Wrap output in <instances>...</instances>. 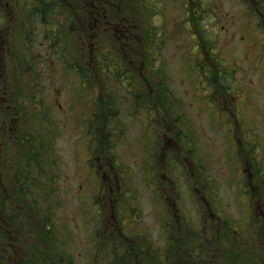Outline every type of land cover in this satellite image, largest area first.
I'll list each match as a JSON object with an SVG mask.
<instances>
[{"label": "rangeland", "instance_id": "1", "mask_svg": "<svg viewBox=\"0 0 264 264\" xmlns=\"http://www.w3.org/2000/svg\"><path fill=\"white\" fill-rule=\"evenodd\" d=\"M252 1L253 0H201V6L203 5V8L198 13V16L202 21L199 18L196 20L195 14L197 12H195L192 18L194 24L190 23L189 26L187 20L182 19V8H179V2L177 0H171V2L168 0V3L170 2L171 5L170 7L168 4V16H164L166 10H163L161 17L154 19L153 24L155 25L151 24V26H154L152 29H158L159 35L154 37L155 33L148 31L147 39L149 40L148 46L150 50L147 52L151 54L150 58L154 59L151 65L156 66L155 68L159 75H161L154 85L157 84V81L163 82V80H165L162 75L166 77V84L170 92L165 106L170 107L174 102L180 104V112L183 120L185 119L184 122H181L183 134L182 139L179 141V145L188 146L194 133L196 134L198 140L194 144V153L202 159L200 164L205 166V168L203 166L201 175H206L212 180H214L215 174L217 176L219 175L218 168L223 167L224 162L222 160H224L226 151L223 147V139L217 135L216 132L210 135V133L204 129L216 126V123L209 119L211 107L208 99L205 97L204 91L208 92L209 89L213 91L216 89L209 88L211 84L207 86L204 82V78L200 80L201 71L198 66H208L215 75H217V67L212 63L214 59L208 61L205 57L201 43L204 46L214 44L215 52L218 55V50L222 51L224 54H229L227 61L225 55V58L222 57L224 67L220 61L221 59H219V66L223 67L221 69L224 72L226 71L228 75L248 74L247 67L243 65L240 57L246 53V50L249 52L252 61L258 56V52L252 47V44L256 42L257 39L251 32V28L257 26L258 22L264 26V18L258 21L248 9L249 6L252 8L255 7L256 3ZM166 8L167 5H165V9ZM186 17L185 14V18ZM12 26L13 24H10V27ZM204 38L208 44H204ZM42 39L41 33H34L33 40L35 44L30 45L33 61H35L33 62L34 68H36V66L39 67L40 53L43 54V52L48 49L40 45L43 43ZM158 39L164 42L159 46L161 50L157 51L153 49V44H156ZM230 40L232 41L231 43L229 42ZM10 41V39L6 40L5 35H2V33L0 34V51L3 53L4 49H14L17 55L15 58L9 60L11 62H7L6 82L9 86H12L14 68L10 64L23 59L22 55L24 54V58H27L26 54L29 55L31 52H28L27 46L23 47V50L21 45H16V47L20 49L19 51L16 49L14 42L12 41L13 43H10ZM195 42L199 43L198 50L195 49L197 47ZM32 46L34 49H32ZM83 48H85L84 45H81V49ZM156 60H158V62H156ZM240 60L241 65L244 67L243 70L229 72L225 70L227 63L231 64V62H238L240 65ZM0 62L2 64L4 63V59L1 56ZM82 64H88V68L92 71V63H89L86 58ZM57 70L60 72L58 73ZM69 70L66 68L63 75H66ZM51 72L52 77L46 75L47 89H45L43 98L51 109L48 117L57 121V135L53 139L52 146L55 156L60 159L59 162L56 163L55 186L52 185L51 187L57 188L58 207L51 211L54 215V223L60 222L61 220L63 227H61L60 223L54 226L52 234L58 243L63 240V244L62 246H60V244L54 246L56 254H61L63 251L70 258L72 264H142L141 258L144 260V264H199L198 261L194 259L195 249L193 246L195 244H197L198 247L200 246V243L204 240V237L200 235L203 231L200 230L198 235H194L184 223V221L188 219V225L192 226L194 223L192 221L193 214H198V210L196 208L191 209L192 214L190 216L189 211H187L185 215L180 213V211H175L179 210L181 205L178 204L171 190V178H176L177 176L181 180V187H185L187 197L190 198L188 187L192 186V181H196L197 179L193 176L191 177L193 173V164L188 160V148L186 147L185 149L187 150L183 153L179 146L177 147L175 143L177 141L173 139L176 130L172 127L176 128V120H174L175 124H172V127L169 124V120L170 118H175V116H173L174 113L170 111L168 115H166L165 113L153 111V118L150 117V120H148V118H146L147 116L144 114V129H142L144 134L141 129L125 131V127H123L119 129L123 136V140L118 141V135L114 138L113 136L111 137L113 143V146L110 148L112 150L111 155L113 159H118V162L114 163V169L116 174L122 179H124L126 174L132 177V181L128 184V187L130 186L131 189L124 190V188L128 189L124 187L122 190L126 192L125 194L128 202L138 209L124 210L121 205H110L108 200H114V198L106 194L104 196L107 202L106 207H102L101 205V200H103L104 197H99V199H97L100 201L101 206H96L92 203L94 199L90 194V185L83 182L86 176V170L83 164H81L88 153V142L83 141V139H89V133L85 131L84 134L81 135L83 139L78 140L76 143H73L75 140H70L71 136H63L60 131V127L63 125L61 112L67 109L69 97L76 98V103H78L81 108L89 107L94 98L100 97L98 91L104 95V91H109L110 84L102 81L100 82L101 86L97 88L98 84L94 82V80L86 82L84 81L85 79L82 80L80 78V81H78L73 71H69L70 74L68 73L65 77H62L61 67L58 64H54L52 70H49V75ZM100 74L104 73L101 72ZM249 75L255 76V85L259 86L257 90L264 87V70L249 71ZM87 76L92 77L91 74ZM251 76L250 78L247 77L244 79L243 83H239L238 85L243 86L245 90L248 91L246 82L252 79ZM196 78L198 85L202 82L200 86H204V91L202 87L199 86L201 97L197 101L192 98L196 89L197 83L194 80ZM149 79L153 82L155 81L153 77ZM51 81L55 83V87L59 91L57 96L61 108L58 107V105L56 106L53 101H51L53 105L49 104V84ZM217 85V83H213V86L216 87ZM228 85L231 86V83ZM78 86L81 87L76 88ZM74 89L77 90L75 91ZM72 94L74 96H72ZM247 95L251 96V92H247ZM153 96L156 98L157 93L154 92ZM221 96L226 95L221 94ZM198 107H201V112L206 119V127L204 120H201L203 116L200 110L197 109ZM183 108L185 110H191L192 112H184ZM157 111L164 112L161 110ZM261 114L264 118L263 111H261ZM103 116L104 114H100V118ZM43 117L47 120L46 115ZM121 117L124 121L129 119L127 115H122ZM33 118H35V116ZM189 118L195 120L194 128ZM94 120L98 123L100 121L99 118H95ZM113 120L115 121V119ZM29 121H31V119H29ZM31 126H33V132L30 135L31 143L34 146L39 145L38 160H40L42 155L41 150H43L45 145L51 142L56 132V125L49 120H47V124L43 125L38 117L32 121ZM257 130H259V128H257ZM165 138L170 140L173 139L174 142L172 141L171 145H169ZM209 138L211 140H209ZM115 139H117V143H115ZM106 149H109L108 142L106 143ZM169 158L172 160H168ZM229 165H232V160H230ZM147 167H149V170L146 173L145 170ZM52 174H55L53 170L49 172V175ZM38 180L40 181L41 178ZM65 186H84L85 189L82 191L75 189L64 190ZM119 193L120 191H118V194ZM115 194H117V192ZM219 195L224 203H227L228 198L232 197L226 188L219 189ZM35 196L40 197L41 194L36 192ZM182 197L178 199V201L185 203V199ZM236 198L239 199L238 194ZM38 200L40 201L38 215L42 216L45 205L41 203V199ZM129 203L127 206L130 205ZM165 210L168 213H165ZM177 214H179V217ZM165 217L167 219V226H163V224L166 223ZM123 221H128L129 224L140 223L137 230L133 228H128L127 230L120 229L121 237H128L129 240L138 238L144 242V254L137 255L139 259H135V255L122 258L120 253L115 254L120 248V245L114 243L112 241L113 238L110 239L108 235L113 232L112 230L114 228H111V226L118 225L119 227L120 223ZM126 225L127 223L124 222L125 227ZM253 225L254 224L248 229L245 227V231L248 230L249 234H259L258 230L255 232ZM106 228L107 230L105 231ZM97 235L100 236L97 238ZM103 235H105V237ZM228 235L233 239L231 232H228ZM211 243V246L205 245L202 249L208 253L210 251H215V256L222 255V246L219 245L216 240ZM36 249L39 250L40 248L37 246ZM19 252L21 253V251ZM20 253H16L17 257L21 256ZM110 253L112 255V260ZM56 258H58V256H56ZM49 264H52L50 260Z\"/></svg>", "mask_w": 264, "mask_h": 264}, {"label": "flooded vegetation", "instance_id": "2", "mask_svg": "<svg viewBox=\"0 0 264 264\" xmlns=\"http://www.w3.org/2000/svg\"><path fill=\"white\" fill-rule=\"evenodd\" d=\"M70 1L62 0V6L72 8ZM115 1L79 0L78 3L81 8L78 11L64 12V14L75 19L73 21L75 22V31L68 38L70 43L66 45L71 50L62 54V59L65 61L58 64L61 67V76L65 77L63 73L67 68L76 74L75 77L78 81H80V78L85 79L86 82L94 80L98 84L97 88L101 86L100 82L102 81L110 84L109 91H104V95L98 91L100 97L94 98L89 107L81 108L76 103V98L69 97L67 109L61 112L63 125L60 127V131L63 136H71L70 140H75L73 143H76L78 140L83 139L81 135L85 131L89 133V139H87L88 153L81 164L86 170L83 182L90 185L92 198L96 195H99V197L103 194L110 195L114 198V200H108L110 205L120 204L122 209L127 208L129 202L126 199V192L122 188H128H124V190L131 189L128 184L132 181V177L126 174L122 179L116 174L114 163L117 162L111 155L112 150L110 148L113 146L111 137L114 138L118 135V141L123 140V136L119 131L123 127H125V131L141 129L144 134L142 130L144 129V114L150 120L153 118V111L157 113L171 111L176 117L174 119L176 120L175 129L178 130L177 142L175 143L183 153L187 150L185 148H188V160L193 164L191 177L197 178L196 181H192L191 184L193 185L188 187L189 204L192 208L198 210V214L193 216L194 223L189 229L194 235H198L202 230L203 232L200 235L204 237V240L199 247L197 244L193 246L195 249L194 259L199 264H264V234H249L248 230L245 231V227L248 229L252 224H254L255 232L260 226L264 230V118L261 114V111L264 114V87L257 90L259 86L255 85V76L249 75V71L264 70V26L258 22L257 26L251 28V32L257 39L252 47L258 52V56L252 61L249 52L244 48L246 53L240 57L243 65L247 67L248 74L226 75L225 71L223 74L218 75H201L200 80L204 78L207 86L211 84L209 88L216 89L214 91L209 89L208 92L204 91V86H200L202 82L198 85L197 78L194 79L197 84L192 98L197 101L201 97L199 86L202 87L211 107L209 119L216 123L215 127L204 129L210 135L216 132L223 139V147L226 151L224 160H222L224 162L223 167L218 168L219 175L215 174L214 180H212L206 175H201L204 165L200 164L202 159L194 153V144L198 140L196 134L194 133L188 146L179 145L183 134L181 132L183 118L180 112V104L174 102L172 110L169 106H164L167 109L160 106L164 105L158 95L162 82L157 81V84L154 85L160 75L155 73L153 68L155 66L152 67L150 60L146 59L151 54L147 52L150 50L149 40L147 39L149 30L146 26L145 17L144 24L141 23L140 26L132 20L121 19L115 13V9H118L117 5L119 4L117 2L116 5ZM183 1L187 22L190 26V23L192 24L191 12L194 8L201 11L203 5L201 6V0ZM144 2L147 5V0H144ZM252 2L256 3L255 7L249 6L248 9L258 21H261L264 18V0H253ZM119 7H121V4ZM146 7L148 8V5ZM75 45L77 49H75ZM81 45H84L85 48L81 49ZM32 49H34L33 46ZM153 49L158 50L159 45L153 44ZM27 50L28 52L31 51L30 45L27 46ZM203 50L208 61L215 59L219 64V59H221L220 61L224 67L223 58L226 57L227 61L229 54H224L218 50V55L215 52L214 44L203 48ZM9 54L11 55L9 49H4L3 53L0 51V56L4 60L8 59ZM44 54L46 59L44 60V56L40 55L39 64L43 62L45 66L52 70L54 64H57L49 58L53 54H51L49 48L44 51ZM26 56L31 58L32 54H26ZM85 58L89 63H92V71L88 68V64H82ZM239 63L240 65L238 62L227 63L225 70L228 72L243 70L241 60ZM0 67L5 66L0 62ZM52 72L49 77H52ZM57 72L60 71L57 70ZM101 72L104 74H100ZM48 74L49 71L46 75L48 76ZM88 74H91L92 77L87 76ZM250 76L252 79L246 82L248 86V91H246L243 86L238 84L243 83L244 79L250 78ZM151 77L155 78L154 82L149 79ZM213 83L218 85L215 87ZM229 83H231V86L228 85ZM154 92L157 93L156 98L153 96ZM247 92H251V96H248ZM54 93H57V91L55 90ZM220 93L226 96H221ZM34 97L35 93L31 91L30 99ZM50 99L61 108L56 96L50 94ZM7 104L8 99L0 87V109L4 111L0 115V164L6 161V155L10 153V151L5 153V145L18 142L25 135L27 128V118L17 117L18 109L5 107ZM197 109L201 112V107ZM29 113L32 114V112ZM24 114L23 112L20 116ZM100 114H104V116L100 118ZM122 115H127L129 119L124 121ZM43 116V111L39 112V120L45 125L47 123ZM202 116L203 119L201 120H204L206 127V119L203 114ZM95 118L100 119L99 123L94 120ZM189 120L194 128L195 120L193 118H189ZM169 124L172 126L175 123L172 120ZM56 135L57 128L52 138L54 139ZM173 139H166L169 145L172 141L174 142ZM209 140L211 139L209 138ZM102 142H108L109 149H106V147L102 149ZM53 155L54 152L50 151L49 158L46 160L47 167H42L41 164L38 169H41V167L42 169L51 170L57 168ZM230 160H232V165H229ZM5 170L0 167V183L2 181L1 174ZM6 181L8 185H13L12 177L10 179L6 178ZM171 184H175L176 191L173 193L179 197V191L177 192L178 179L171 182ZM221 188H226L232 195L228 198L227 203H224L219 195V189ZM49 189L55 191L53 187H49ZM72 189L82 191L85 187H64V190ZM31 190L33 192V189ZM2 191L6 190L2 188ZM15 191L18 192L20 189L17 188ZM118 191H120L119 194ZM116 192L117 194H115ZM237 194L239 199L236 198ZM94 203L100 204V201ZM101 205L106 207L105 197L101 200ZM0 222V232L6 234V239H4L7 240L6 243H0V246H2L0 253L8 254L11 249L14 251L16 245H20V239L17 231L4 230L3 213L0 214ZM133 229L137 230L138 228L134 226ZM228 232H231L233 239L228 235ZM215 240L222 246V255L215 256V251L208 253L202 249L205 245L211 246V242ZM112 241L120 245L115 254L120 253L122 258L135 255V259H139L137 255L144 254V242L139 241L138 238L129 240L128 237H121L119 232L117 235H113ZM4 246L7 250L4 249ZM19 251H21V248L16 253H20ZM16 258L20 259L17 255ZM141 263L144 264L142 258Z\"/></svg>", "mask_w": 264, "mask_h": 264}, {"label": "trees", "instance_id": "3", "mask_svg": "<svg viewBox=\"0 0 264 264\" xmlns=\"http://www.w3.org/2000/svg\"><path fill=\"white\" fill-rule=\"evenodd\" d=\"M112 1L114 2V0ZM154 1L158 2V0ZM78 2L79 0H71V8L62 6V0H0V33L6 36V40L10 39V43L14 42L15 47L21 45L22 49L25 46L35 44L34 33H41L43 43L40 45L50 49L53 55L49 58L53 62L62 64L65 61L62 59V54L71 50L66 46L67 43H70L68 38L75 31V22H73L75 19L64 14V12L78 11L81 8ZM117 2H119L118 5ZM167 3L166 0L165 5ZM115 4L118 6L115 13L121 19L129 21L137 16H142L145 17L147 25L154 28L151 24L159 13L155 4L152 5L151 11L146 7V3L141 0H116ZM120 4L121 7H119ZM17 14L19 17L16 20ZM10 24L13 26L10 27ZM154 33V37L159 35L158 29H155ZM156 42V44H161L164 41L158 39ZM204 44H208V42L204 40ZM16 49L20 51L18 47ZM75 49H77L76 45ZM11 55V59L17 56L15 50ZM24 55H22L23 59L11 64L14 68L12 86L6 82L7 74L4 75L0 72V87L8 99V104L5 107L16 108L18 109L17 117L27 118L25 135L14 144L5 145V153L7 151L10 153L6 155V161L0 164L1 168L6 169L1 174L2 181L0 183V214L3 213L4 216V230L17 231L20 239V245H16L14 251L11 249L8 254L0 253V264H49V260L52 264H70V258L62 253L56 254L54 247L55 240L52 231L55 219L51 210L58 207V195L56 190L49 189L51 186H48V182L44 178L49 175L45 168L38 169L41 164L47 167L46 160L49 158L51 145L43 147L42 155L38 160L39 145H32L30 139L33 132L32 121L38 118L39 112L43 111L45 115V112L51 111L48 110L46 100L43 98L46 73L49 71V67L42 62L39 67L34 68L33 62L35 61L33 58L28 56L24 58ZM40 55L44 56V60L46 59L44 52ZM200 69L202 73L206 71V68L200 67ZM31 91L35 93V97L30 99ZM54 92L55 90H51V95ZM3 112L0 109V115ZM23 112L25 114L20 116ZM34 116L35 118H33ZM53 157L55 163H58L60 158H57L55 153ZM11 177L13 178V185H8L6 178L10 179ZM37 178H41V180L35 182ZM2 188L6 191L3 192ZM17 188L20 191L16 192L15 189ZM36 192L41 196L36 197ZM38 199H41V203L45 205L42 216L38 215L37 209H39L38 206L40 207ZM4 238L6 239V234L0 232V243H6L7 240ZM37 246L40 248L39 250H35ZM21 247L22 256L19 261H16V252ZM56 255L60 257L56 258ZM110 256L112 258V255Z\"/></svg>", "mask_w": 264, "mask_h": 264}]
</instances>
